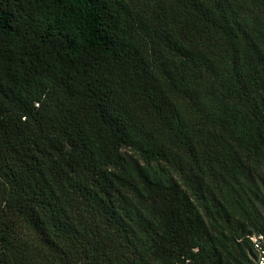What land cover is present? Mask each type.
Returning a JSON list of instances; mask_svg holds the SVG:
<instances>
[{
  "label": "trees",
  "instance_id": "16d2710c",
  "mask_svg": "<svg viewBox=\"0 0 264 264\" xmlns=\"http://www.w3.org/2000/svg\"><path fill=\"white\" fill-rule=\"evenodd\" d=\"M264 0H0V264H256Z\"/></svg>",
  "mask_w": 264,
  "mask_h": 264
},
{
  "label": "built area",
  "instance_id": "2783aa9c",
  "mask_svg": "<svg viewBox=\"0 0 264 264\" xmlns=\"http://www.w3.org/2000/svg\"><path fill=\"white\" fill-rule=\"evenodd\" d=\"M249 239L257 254L256 264H264V234L255 233L250 235Z\"/></svg>",
  "mask_w": 264,
  "mask_h": 264
}]
</instances>
